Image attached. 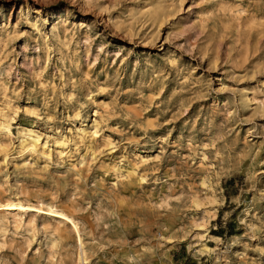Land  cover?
<instances>
[{
  "label": "rangeland",
  "instance_id": "obj_1",
  "mask_svg": "<svg viewBox=\"0 0 264 264\" xmlns=\"http://www.w3.org/2000/svg\"><path fill=\"white\" fill-rule=\"evenodd\" d=\"M0 130V264H264V0H0Z\"/></svg>",
  "mask_w": 264,
  "mask_h": 264
},
{
  "label": "bare ground",
  "instance_id": "obj_2",
  "mask_svg": "<svg viewBox=\"0 0 264 264\" xmlns=\"http://www.w3.org/2000/svg\"><path fill=\"white\" fill-rule=\"evenodd\" d=\"M38 142H39L38 141V136L35 135L33 133V131L26 130L25 133L22 134L20 144H21V148H22L23 151L30 153V152H32L35 149V146H36V144ZM5 207H6V210L11 211V212H15V213H20L19 210H24L25 208H30V209L31 208H33V209L36 208V207L31 206V205H23V203L21 204L19 200H16V201H13V202H9V203H7L5 205ZM51 213H53L54 215L58 216L60 220H66L67 222H69L72 225L73 229H77L76 223H74L73 219L69 215H67L66 213H64L62 211H59L57 209H54V208L51 210ZM0 222H1V220H0ZM80 255L81 256L79 257V260L81 259L82 262H85V253H84V249H83V245L82 244H80Z\"/></svg>",
  "mask_w": 264,
  "mask_h": 264
}]
</instances>
